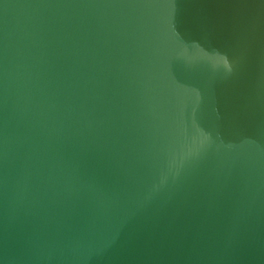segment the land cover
Masks as SVG:
<instances>
[{"label":"water","instance_id":"obj_1","mask_svg":"<svg viewBox=\"0 0 264 264\" xmlns=\"http://www.w3.org/2000/svg\"><path fill=\"white\" fill-rule=\"evenodd\" d=\"M0 264H264V0H0Z\"/></svg>","mask_w":264,"mask_h":264}]
</instances>
